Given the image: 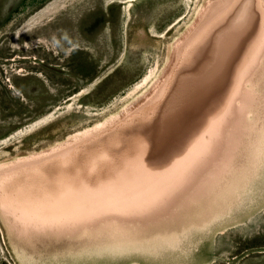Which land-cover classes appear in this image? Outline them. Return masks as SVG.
I'll use <instances>...</instances> for the list:
<instances>
[{
	"label": "rangeland",
	"instance_id": "1",
	"mask_svg": "<svg viewBox=\"0 0 264 264\" xmlns=\"http://www.w3.org/2000/svg\"><path fill=\"white\" fill-rule=\"evenodd\" d=\"M0 264H264V0H0Z\"/></svg>",
	"mask_w": 264,
	"mask_h": 264
},
{
	"label": "bare ground",
	"instance_id": "2",
	"mask_svg": "<svg viewBox=\"0 0 264 264\" xmlns=\"http://www.w3.org/2000/svg\"><path fill=\"white\" fill-rule=\"evenodd\" d=\"M247 1V0H246ZM241 4V3H240ZM232 8V7H231ZM234 9V8H233ZM243 9V8H242ZM252 10V9H251ZM238 15V14H237ZM245 15V14H244ZM232 16V15H231ZM237 18V17H236ZM248 18V17H247ZM219 21V20H218ZM237 21V20H236ZM212 25V24H211ZM210 25V26H211ZM211 27H213V26H211ZM219 27V26H218ZM246 27V26H245ZM244 27V28H245ZM237 28V27H236ZM210 29V27L208 28V29H206V30H209ZM211 30V29H210ZM238 30V29H237ZM206 32V31H205ZM205 32L203 33V34H205ZM230 34H234V32L232 31V33H230ZM234 36H237L236 34L234 35ZM240 37V36H239ZM243 39V38H242ZM243 41V40H242ZM239 42V41H238ZM234 44V43H233ZM191 46H192V44H191ZM238 46H239V44H238ZM231 47H234V45H232ZM164 101V100H163ZM166 102V101H165ZM169 105H170V103H169ZM174 105V104H173ZM173 108V107H172ZM169 111V110H168ZM167 111V112H168ZM170 112V111H169ZM171 112H172V110H171ZM173 113V112H172ZM164 114V113H163ZM167 114V113H166ZM169 114H171V113H169ZM168 114V115H169ZM165 115V114H164ZM172 115V114H171ZM180 115H182V114H180ZM179 115V116H180ZM139 116V115H138ZM167 116V115H166ZM45 117L46 116H44L42 119L44 120L45 119ZM172 117V116H171ZM175 117H177V116H175ZM183 117V116H182ZM179 118V117H178ZM47 119V118H46ZM164 119V118H163ZM172 119V118H171ZM42 120H38V121H36V122H34L33 123V125H36V124H38V123H40ZM163 121V120H162ZM168 121V120H167ZM161 122V121H160ZM154 123V122H153ZM158 125V124H157ZM165 125L166 124H164L163 126L165 127ZM144 126H148L147 124L146 125H144ZM149 126L150 127H152L150 124H149ZM167 126V125H166ZM142 127V126H141ZM137 128V127H136ZM140 128V127H139ZM149 128V127H148ZM146 129V128H145ZM153 129V128H152ZM137 130V129H136ZM134 131V130H133ZM147 131V130H146ZM136 135V134H135ZM90 136V135H89ZM158 138V137H157ZM176 140V139H175ZM173 141V140H172ZM176 141H178V140H176ZM137 144V143H136ZM165 144V143H164ZM159 145H160V142H159ZM158 145V146H159ZM140 146V145H139ZM161 147H162V145H160ZM156 147H157V145H156ZM141 148V147H140ZM139 149V148H138ZM143 149H145V147L143 148ZM167 149V148H166ZM188 149V148H187ZM132 150V149H131ZM137 150V149H136ZM163 150V149H162ZM165 150V149H164ZM168 150V149H167ZM138 151H140V149L138 150ZM132 152V151H131ZM136 153V152H135ZM134 153V154H135ZM158 153V152H157ZM83 155V154H82ZM132 155V157L134 156L133 155V152L129 155V157ZM157 156V155H156ZM155 156V157H156ZM228 156V155H227ZM131 158V157H130ZM225 161V160H224ZM98 162V161H97ZM35 163V162H34ZM123 164V163H122ZM121 164V165H122ZM124 165V164H123ZM225 165V164H224ZM223 165V163H222V167L224 166ZM32 166V165H31ZM40 166H42L41 168H46V167H44V166H47V164L46 163H44V162H41V164H40ZM85 167V166H84ZM118 167V166H117ZM225 167V166H224ZM48 168V167H47ZM119 168H120V166H119ZM118 168V169H119ZM44 169H43V171H44ZM49 170H50V168H49ZM106 170V169H105ZM104 170V173L105 172H107L108 173V170L107 171H105ZM114 170V169H113ZM112 170V171H113ZM116 170H117V168H116ZM216 171V170H215ZM114 172V171H113ZM217 172V171H216ZM110 173V172H109ZM213 173V172H212ZM13 174H14V172H13ZM12 174V175H13ZM17 174L18 173H16V176H17ZM69 174V173H68ZM75 174V173H74ZM15 175V174H14ZM79 175V174H78ZM93 175V174H92ZM100 175H101V173H100ZM99 175V176H100ZM72 176V175H71ZM80 176V175H79ZM210 176V175H209ZM81 177H83V176H81ZM27 178H28V180H26V177H25V175H23V174H21V173H19V176L16 178V180H14V182L11 184V187H10V189H11V192H13V193H16L17 195L19 194V193H23V191H22V188L23 187H26V188H28V195L27 196H25V198L27 199V200H25L24 199V201H23V203L21 204V208L24 210V213L22 212V210L20 209V208H18L17 210L18 211H20V212H22L23 213V215H24V217L26 218V220H27V222H30V223H42V220H43V216H46V215H55L56 214V209H57V207L55 206V204H57V201H56V198H57V196L58 195H56L55 193H57L58 191H59V186H60V184H58L57 186H55L56 188H55V193H54V195H51V196H45V198H43L42 196H35V194L34 195H30L31 194V191L32 190H35V191H38V189L40 190V188H38V187H41V188H47V184L46 183H43V184H40V185H38V186H36L35 188H34V186H33V182H31L30 181V179H29V176H27ZM89 178H91V177H89ZM6 179V176H4V177H2L1 178V180L2 181H4ZM61 179H63V178H61ZM85 179H87V178H85ZM92 179V178H91ZM79 180V179H78ZM63 181V180H62ZM59 182H61L60 180H59ZM84 182V181H83ZM64 183H68L67 181H64ZM82 183V182H81ZM63 184V183H62ZM70 184H71V181L69 182V186H70ZM84 184V183H83ZM6 185V184H5ZM8 185V184H7ZM83 186V185H82ZM81 186V187H82ZM116 186V185H115ZM110 187V186H109ZM83 188V187H82ZM31 189V190H30ZM48 189V188H47ZM84 190V189H83ZM65 191H67V188L65 189ZM115 191V190H114ZM11 194L12 193H10V194H7L8 195V197H9V199H10V201H12L13 200V198L14 197H10L11 196ZM65 195H67L66 193H65ZM135 196V195H134ZM121 198V197H120ZM138 198V197H137ZM23 199V198H22ZM113 199V198H112ZM35 203V207H34V205H32V203ZM16 204V203H15ZM69 205H71V204H68L67 206H69ZM4 206H7V207H9L10 206V208L13 210L14 209V205H12L11 203H7V204H5ZM111 216H113V215H111ZM56 218H57V216L56 217H54V222L52 221V223H53V225H56V222H57V220H56ZM112 218V217H111ZM117 219H119V218H116V220ZM98 220V219H97ZM101 222V221H100ZM122 223V222H121ZM44 225H46V224H44ZM101 225V224H100ZM9 226V225H8ZM56 227V226H55ZM84 227H88V226H84ZM93 228V227H92Z\"/></svg>",
	"mask_w": 264,
	"mask_h": 264
},
{
	"label": "snow or ice",
	"instance_id": "3",
	"mask_svg": "<svg viewBox=\"0 0 264 264\" xmlns=\"http://www.w3.org/2000/svg\"><path fill=\"white\" fill-rule=\"evenodd\" d=\"M235 7H236L237 11L240 10V5L239 4L236 5ZM233 15H236V13L234 12ZM229 19H231V17H229ZM248 35H251V32L246 33L245 34V38H247ZM167 203H171V201H168Z\"/></svg>",
	"mask_w": 264,
	"mask_h": 264
}]
</instances>
